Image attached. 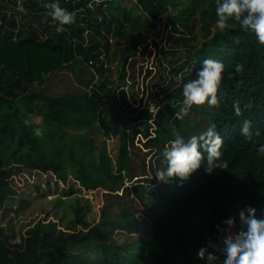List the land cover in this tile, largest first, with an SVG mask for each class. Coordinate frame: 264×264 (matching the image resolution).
Here are the masks:
<instances>
[{
    "label": "trees",
    "instance_id": "1",
    "mask_svg": "<svg viewBox=\"0 0 264 264\" xmlns=\"http://www.w3.org/2000/svg\"><path fill=\"white\" fill-rule=\"evenodd\" d=\"M130 1L59 0L76 22L57 33L51 18L43 19V4L53 0H23L24 13L17 11L18 0H0V264H204L196 253L218 239L216 226L226 227L231 205H251L258 215L264 209V154L257 151L264 145V46L234 20L218 27L215 0ZM6 2L16 8L7 12ZM163 19L166 41L159 46L149 39L155 77L163 84L149 91L163 102L153 112L133 107L135 92L125 86L136 56H150L145 39ZM207 58L224 64L220 106L194 105L184 114L182 85L196 78ZM83 65L93 81L81 75ZM63 70L81 88L51 93L47 78ZM114 104L126 119L119 129L105 120ZM246 120L250 140L241 135ZM212 123L228 168L206 174L202 166L183 183L158 181L147 154L164 169L163 152L177 135L187 141ZM112 133L118 136L113 156L96 142ZM23 169L52 176L33 191L49 196L56 217L47 212L46 219L11 231L3 223L7 213L20 215L28 203L13 184ZM126 182L133 185L130 194L146 203L148 222L109 221L105 235L93 241L90 235L101 230L87 225V192L115 193ZM182 208L199 219L184 217ZM68 221L80 226L79 233L62 227Z\"/></svg>",
    "mask_w": 264,
    "mask_h": 264
},
{
    "label": "clouds",
    "instance_id": "2",
    "mask_svg": "<svg viewBox=\"0 0 264 264\" xmlns=\"http://www.w3.org/2000/svg\"><path fill=\"white\" fill-rule=\"evenodd\" d=\"M43 7L47 10L44 21L51 18L56 24L57 33L63 32L64 26L76 22V14L61 7L59 0L44 3ZM17 11H26L23 0H18ZM215 15L218 27L226 28L227 22L234 20L243 30L254 33L258 44L264 46V0H215ZM242 69L243 65H236L237 72H242ZM224 70V64L220 60L204 59L201 69L196 72V78L182 85L183 106L180 111L187 114L194 105L205 104L218 108V93ZM186 71L190 73L192 69ZM176 79L180 83L183 73L178 74ZM250 128V121H244L241 135L249 140L252 136ZM34 132L37 136L42 135L40 129H35ZM222 146L223 138L214 123L199 135L189 137L187 141L177 135L163 152L166 168L157 171L155 178L164 183L173 179L183 183L202 166L206 174H211L216 169H227L228 163L222 159ZM257 151L264 154V145H260ZM131 186L133 185H128ZM257 213V208L248 205L239 210L238 223L236 216L225 219L223 224L226 227L216 226L220 233L218 239L209 240L206 246H201L196 253L197 258L204 264H264V209L259 210V215Z\"/></svg>",
    "mask_w": 264,
    "mask_h": 264
},
{
    "label": "rangeland",
    "instance_id": "3",
    "mask_svg": "<svg viewBox=\"0 0 264 264\" xmlns=\"http://www.w3.org/2000/svg\"><path fill=\"white\" fill-rule=\"evenodd\" d=\"M123 2L127 6L131 4L130 0H123ZM13 8L16 7L12 6L11 3H5V10L7 12H11ZM167 30L168 24L166 23V20L163 19L159 21L157 26L150 31L145 39V41L149 43L148 49L152 50L150 56L145 53L143 56H136L135 63L128 67V72L132 78H128V84L125 86V90L132 89L135 92L133 97H129L130 100L131 98H135L134 100L132 99L131 103L133 107H147L154 112L158 108V104L163 103L159 102L161 98L156 100L154 96L149 94L150 90L156 91L160 85H163L158 81V75L155 77L158 68L155 66L154 44L150 43L149 39L155 40L160 46L167 39ZM82 67L83 71L81 75L84 76L85 79L93 81L95 76L91 70L86 65H83ZM147 69H151V72L148 75H146ZM115 75L116 73L113 72V76ZM46 81L51 93L75 91L81 88L80 84L75 80L69 70H63L59 73L51 74ZM105 120L109 126L118 129L126 122V119L115 104L109 105L106 108ZM96 142L111 156H113L118 150L117 134L112 133L108 137L97 139ZM134 142H138L137 136L134 139ZM151 154L152 152L148 153L145 158L153 164L152 166L155 169V173H157V171L163 169V164L161 162L158 163ZM51 177L52 176L49 173H39L33 169L19 170L13 175V184L17 186L21 196L26 198L28 203L20 215L15 216L11 212L7 213L3 223L9 230L15 231L20 227L25 228L26 226L31 225L37 219H46V217H48V215H46L47 212H49L48 214L50 217H56L55 214H53L52 204L49 203V196L39 197L34 195L33 191L34 184H41L46 178ZM128 185L129 182H126V187L115 193H107L101 189L87 192L86 196L91 200V209L87 214V225L88 227L96 226L97 229L101 230L98 234H96L97 231L94 230V234L90 235V238L93 239V241L98 237L105 235L103 230L109 226V221L116 222L119 220L122 221V223H128L134 219L136 225H142L144 224V221L148 222L149 210L147 209L146 203L136 200L130 194L129 187H127ZM60 188L61 187L59 186L57 190L60 191ZM13 206H16L15 202L13 203ZM242 208H244L242 205H231V213L229 217L236 216L238 223V212ZM182 213L184 217H191L190 220L192 221H197V219H199L198 213H191L187 208H182ZM59 214L60 212L57 213V215ZM62 227L74 233H79L80 231V226L74 221L64 222Z\"/></svg>",
    "mask_w": 264,
    "mask_h": 264
},
{
    "label": "bare ground",
    "instance_id": "4",
    "mask_svg": "<svg viewBox=\"0 0 264 264\" xmlns=\"http://www.w3.org/2000/svg\"><path fill=\"white\" fill-rule=\"evenodd\" d=\"M111 162V161H110Z\"/></svg>",
    "mask_w": 264,
    "mask_h": 264
}]
</instances>
